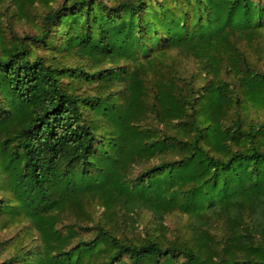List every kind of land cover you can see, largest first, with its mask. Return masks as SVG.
Masks as SVG:
<instances>
[{"label":"trees","instance_id":"obj_1","mask_svg":"<svg viewBox=\"0 0 264 264\" xmlns=\"http://www.w3.org/2000/svg\"><path fill=\"white\" fill-rule=\"evenodd\" d=\"M0 264H264V0H0Z\"/></svg>","mask_w":264,"mask_h":264},{"label":"rangeland","instance_id":"obj_2","mask_svg":"<svg viewBox=\"0 0 264 264\" xmlns=\"http://www.w3.org/2000/svg\"><path fill=\"white\" fill-rule=\"evenodd\" d=\"M104 1L107 2V3H110L111 0H104ZM6 2H8V0H6ZM44 10H45L44 7H42V6L38 7V9H37L38 15L36 17L37 21H40V19H39L40 14ZM9 15H11L10 12H8V15H6V16L4 15L3 16L4 17V20H3L4 21V23H3L4 26L7 25V21H8V22H12L14 29L16 31H18L20 34H23V33H26V32L31 33V32L34 31V28H35V23L34 22H28V21H24V20H22V21H14V20H12L10 18ZM174 220L175 219L172 217L171 219H168L167 223L171 224V225H174ZM13 232H14V229H12V232H8V233L6 231H3L1 233V235H10Z\"/></svg>","mask_w":264,"mask_h":264}]
</instances>
